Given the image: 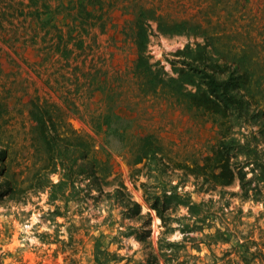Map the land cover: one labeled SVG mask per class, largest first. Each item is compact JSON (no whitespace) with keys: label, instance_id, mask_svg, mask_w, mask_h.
Segmentation results:
<instances>
[{"label":"rangeland","instance_id":"rangeland-1","mask_svg":"<svg viewBox=\"0 0 264 264\" xmlns=\"http://www.w3.org/2000/svg\"><path fill=\"white\" fill-rule=\"evenodd\" d=\"M142 30L150 72L166 83L154 92L136 67ZM197 46L245 75L255 116L234 130H258L264 0H0V264L240 260L226 255L232 242L195 239L199 209L213 214L204 234L226 227L258 240L264 230V205L240 200L238 178L205 192L200 168L223 119L169 82L205 65L186 52ZM75 132L89 174L76 183Z\"/></svg>","mask_w":264,"mask_h":264},{"label":"trees","instance_id":"trees-1","mask_svg":"<svg viewBox=\"0 0 264 264\" xmlns=\"http://www.w3.org/2000/svg\"><path fill=\"white\" fill-rule=\"evenodd\" d=\"M146 43L144 30H142L136 38L138 47L136 67H142L145 69L144 71L149 72V75L145 74L142 77L146 83L143 87L145 89L148 85L154 92L161 83L162 85L166 83H164L163 78L159 79L158 72L153 74L150 72V65H148L147 58L144 57ZM186 52L197 55L198 61L204 62L205 65L200 66L198 64L196 66L201 67L199 70L194 66L191 71L182 72L178 78L170 79L173 94L183 96L192 106L203 108L223 119L218 141L211 150L212 154L206 158L205 166L200 168L204 169L202 173L205 175L204 182L208 184L205 192H214L216 185L222 188L228 186L236 177L241 185V192L238 194L240 200H251L264 205V122L257 125L259 128L256 131L251 129L247 133H243L240 130H234L236 127L241 129L237 120L247 123L249 116H255L249 108L250 103L245 90V75L239 72V68L230 71V67L226 63L217 64L207 54L204 46H197L195 53L189 48L186 49ZM186 84L195 88V91H183L187 89ZM36 115L37 137L44 139L47 136L44 116L37 114V112ZM249 125L251 127L253 124ZM82 139L83 136L75 132V169L78 168V171H75V183L78 182L79 175H84V177L89 175L86 165L88 154L84 151L86 150L85 147L81 146ZM5 151L4 149L0 150V161L6 160L7 153ZM231 158H234L232 164ZM55 165L56 163H53L51 173H56L57 167L55 168ZM52 185L54 187L59 186L58 183ZM201 206L204 207L202 204ZM138 212L137 206H134L133 213L138 214ZM193 213L200 216L199 219H195L194 225L195 228L199 229L195 238L199 243L203 241V237L207 239L208 244L232 242L233 249L226 255L233 252L239 256L240 260L234 262L229 259L226 264H264L263 229L260 228L258 240L253 239L251 235L237 237L226 227L222 231L217 228L214 235L204 234L205 221L213 214L202 209Z\"/></svg>","mask_w":264,"mask_h":264}]
</instances>
